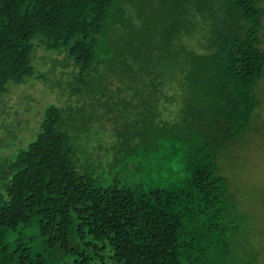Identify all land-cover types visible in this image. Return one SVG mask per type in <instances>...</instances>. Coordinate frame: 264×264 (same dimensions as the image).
Returning <instances> with one entry per match:
<instances>
[{
    "label": "trees",
    "instance_id": "1",
    "mask_svg": "<svg viewBox=\"0 0 264 264\" xmlns=\"http://www.w3.org/2000/svg\"><path fill=\"white\" fill-rule=\"evenodd\" d=\"M154 2L169 19L141 32ZM263 2L0 0V98L34 75L37 44L66 52L73 91L91 92L106 61L99 51L114 47L121 23L128 37L113 56L121 99L160 100L147 117L159 125L139 120L132 130L136 159L113 163L105 181L79 169L55 105L26 149H0V264H234L243 216L220 158L258 105ZM173 99L171 121L161 113Z\"/></svg>",
    "mask_w": 264,
    "mask_h": 264
},
{
    "label": "rangeland",
    "instance_id": "2",
    "mask_svg": "<svg viewBox=\"0 0 264 264\" xmlns=\"http://www.w3.org/2000/svg\"><path fill=\"white\" fill-rule=\"evenodd\" d=\"M157 4L154 2L155 7L151 10L152 21L143 25L149 17L140 19L138 25H143L140 26L141 32L143 29L161 28L169 19L163 18L162 11H157ZM116 27L117 42L114 47H103L99 51L106 61L103 60L104 65L92 72L91 92L83 91V94L73 91L76 69L66 52L44 45L35 46L32 58L34 75L24 83H10L9 91L0 98L3 101L0 104V135L8 140L0 141L1 150L17 153L26 149L37 139L46 109L55 105L63 112V127L70 134V142L76 151L73 157L82 172H89L105 181L114 173L113 163L136 159L132 130L143 125L147 128L151 125L150 121L156 127L159 125L158 116L157 119L149 118L153 114L151 106L159 105L160 100L121 99L124 92H119L122 86H119L116 69L121 64L118 58L114 62L113 56H116V47L121 45L122 39L128 37V29L121 23ZM137 30L135 28L134 33ZM262 30L264 33V18ZM262 44L264 48V39ZM168 59L171 58L167 56L165 61ZM161 67L163 71H168L167 80L170 83L173 66L165 64ZM121 70L120 74H123ZM255 94L258 105L249 129L225 149L220 158L222 172L231 181L239 213L243 216L242 230L236 237L234 264H264V74L256 84ZM165 108L161 114L164 117L172 114L171 121H174L178 111L177 101L168 100ZM131 138L130 145L128 140ZM119 142L127 154L121 161L112 153V150H118Z\"/></svg>",
    "mask_w": 264,
    "mask_h": 264
}]
</instances>
